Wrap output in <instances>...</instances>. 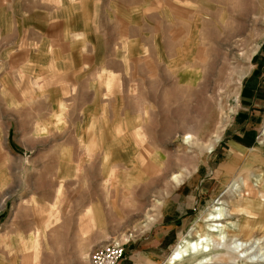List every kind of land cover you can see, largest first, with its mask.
<instances>
[{"label": "rangeland", "instance_id": "obj_1", "mask_svg": "<svg viewBox=\"0 0 264 264\" xmlns=\"http://www.w3.org/2000/svg\"><path fill=\"white\" fill-rule=\"evenodd\" d=\"M124 2L138 11L121 10L122 39L148 49L129 59L124 43L122 54L104 50L116 74L60 57L0 64V264H33L38 241V264H90L109 241L127 255L154 249L155 264H200L204 253L171 255L208 231L214 206L227 244H247L264 264V99L248 95L264 79V0ZM87 208L90 223L79 218ZM155 230L167 244L144 243ZM210 246L223 256L205 264H225L226 246Z\"/></svg>", "mask_w": 264, "mask_h": 264}, {"label": "crops", "instance_id": "obj_2", "mask_svg": "<svg viewBox=\"0 0 264 264\" xmlns=\"http://www.w3.org/2000/svg\"><path fill=\"white\" fill-rule=\"evenodd\" d=\"M124 1L126 0H0V64L2 66L7 65L6 68H8L9 62H3V58L10 56L19 57L26 63L30 62L34 67H54L61 63L58 62L60 57L66 66L96 64L98 67H104V69H109L116 74L115 70L108 68L114 62L105 61L104 50L111 48L116 50L118 54H122L124 43L125 54L129 59L133 56L134 52L132 51L137 49L139 52H144L148 49L145 45L138 43L137 36L128 35L122 39L121 10L127 11L128 19L132 17L133 12L138 11L137 4L128 5L126 8ZM106 3L112 4L113 10L107 8L106 12L102 13ZM106 15L113 16L108 17ZM101 16L106 18L104 24ZM116 21L117 30H113V32L117 33V38H115L117 41L108 46L103 38L110 34V23ZM129 24L128 22L127 25L129 26ZM96 56L98 60L95 62L93 58ZM90 59L92 61H88ZM33 72L42 75L41 68ZM53 73H56L55 69H53ZM65 75L67 80L74 79L73 76L69 78V73ZM4 77L5 73L0 72V79L4 80ZM39 81L41 80L39 79ZM56 83L53 80V89L58 86ZM248 95L252 105L256 104L257 100L264 99V79L262 77L256 81L253 90ZM252 111L256 110L251 109L248 113L249 117L252 115ZM260 194L261 197H259ZM255 197H257L259 204L264 206V192L258 191ZM87 210L88 208L80 211L79 218L90 223L91 218L87 215ZM242 211L246 212L247 210ZM83 212L85 213L83 214ZM57 220L58 216L54 213V222ZM44 225L49 226L48 224ZM146 226L151 227L149 224ZM150 233H145L143 236L145 239L148 238L144 243L150 245L167 244L161 231L155 230L151 233L152 235ZM28 239L29 237L24 240L21 239L23 247L29 245ZM37 244L38 249L33 264H38L39 241ZM135 252L137 253L127 255L125 251L126 263L155 264L158 261V255H160V252L157 253L154 249L137 248Z\"/></svg>", "mask_w": 264, "mask_h": 264}, {"label": "bare ground", "instance_id": "obj_3", "mask_svg": "<svg viewBox=\"0 0 264 264\" xmlns=\"http://www.w3.org/2000/svg\"><path fill=\"white\" fill-rule=\"evenodd\" d=\"M192 136V135H191ZM190 136V137H191ZM188 137V138H190ZM93 210H91L92 212ZM89 212L87 215L91 219H95V213L92 212V215ZM224 209L221 207L214 206L212 210L208 213L206 217V222H208V231L203 235H200L199 240L185 239L181 241L178 247L175 249L171 255V260L174 262H179L185 259L188 256L194 255L196 253H204L201 259H199L200 264H205L206 262L213 259H220L223 255L220 256V253L215 258L209 256L208 252L211 251L210 245H215L217 248H223L226 246L227 252L225 254V264H257L261 263L260 256H254L252 253V248L248 247L247 244L239 241H233L231 244H227L225 240L224 231L222 230L223 224L219 222L224 219ZM188 236V235H187ZM210 240L212 242L210 243ZM214 246V247H215ZM214 249V248H213ZM263 251V250H262ZM214 261V260H213ZM209 264V263H208Z\"/></svg>", "mask_w": 264, "mask_h": 264}, {"label": "built area", "instance_id": "obj_4", "mask_svg": "<svg viewBox=\"0 0 264 264\" xmlns=\"http://www.w3.org/2000/svg\"><path fill=\"white\" fill-rule=\"evenodd\" d=\"M121 243L109 241L96 246L89 255L90 264H127Z\"/></svg>", "mask_w": 264, "mask_h": 264}]
</instances>
